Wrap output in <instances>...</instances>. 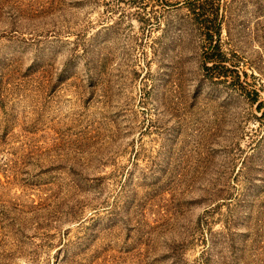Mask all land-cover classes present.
Returning <instances> with one entry per match:
<instances>
[{
  "label": "rangeland",
  "instance_id": "obj_1",
  "mask_svg": "<svg viewBox=\"0 0 264 264\" xmlns=\"http://www.w3.org/2000/svg\"><path fill=\"white\" fill-rule=\"evenodd\" d=\"M0 264H264V0H0Z\"/></svg>",
  "mask_w": 264,
  "mask_h": 264
}]
</instances>
